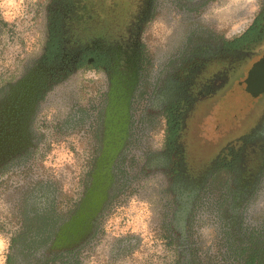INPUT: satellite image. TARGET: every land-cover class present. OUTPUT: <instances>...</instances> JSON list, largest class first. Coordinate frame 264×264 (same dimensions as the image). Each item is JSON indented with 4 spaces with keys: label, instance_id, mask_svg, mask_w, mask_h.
Masks as SVG:
<instances>
[{
    "label": "flooded vegetation",
    "instance_id": "1",
    "mask_svg": "<svg viewBox=\"0 0 264 264\" xmlns=\"http://www.w3.org/2000/svg\"><path fill=\"white\" fill-rule=\"evenodd\" d=\"M34 1L29 3L36 18ZM216 1L135 0L122 3L120 18L114 0L92 5L88 0H49L40 56L17 79L0 86V189L7 201L29 192L42 197L43 208L51 210L50 238L28 252L16 242L18 249L6 264L95 261L98 249L108 248L104 220L119 205L123 208L132 184L139 181L132 177L139 166L129 153L142 137L149 151L143 153L140 181L150 190L144 198L154 213L152 234L145 242L130 228L122 230V224L114 227V252L110 258L101 254V262L151 264L150 252L156 251L157 264H166L169 249L171 264H197L192 224L204 192L217 185L224 194L218 203L225 202L228 212L223 264H264V226L245 221L243 213L264 186V100L254 106L252 120L246 122L245 115L232 128L246 122L245 131L216 158H211V146H194L195 118L228 96L264 51V2L242 29L227 35L205 17ZM91 8L96 14L88 18ZM161 13L173 22L177 45L158 61L147 39ZM8 21L0 10V48ZM91 76L104 84L91 101L81 83L65 92L68 81ZM155 134L159 146H153ZM74 136L90 157L83 160L74 200L64 204L55 200L53 176L41 173L39 162L59 142L69 148ZM87 138L92 144L86 150ZM200 161L206 164L203 175L196 172ZM61 188L57 186L59 193ZM236 207L239 212L233 211Z\"/></svg>",
    "mask_w": 264,
    "mask_h": 264
},
{
    "label": "rangeland",
    "instance_id": "2",
    "mask_svg": "<svg viewBox=\"0 0 264 264\" xmlns=\"http://www.w3.org/2000/svg\"><path fill=\"white\" fill-rule=\"evenodd\" d=\"M95 1L99 2L100 0H88V3L90 2L92 5ZM29 2H33V5L36 4L34 0H0V10L9 20L5 27V38L1 42L0 48V86L17 79L23 68L39 57L44 48L47 37L46 15L49 0H38L36 18L33 17L34 12L30 9L31 3ZM134 2L135 0H114L115 12L121 18L124 12V4L122 3L133 4ZM263 2L264 0H218L209 8L205 17L212 22L215 30L221 29L227 35H233L234 31L242 29L253 18ZM95 14L94 9L91 8L88 10L87 17L90 18L91 15L94 16ZM172 23L168 17L165 18L161 13L149 27L147 46H151V50H154L158 61H161L168 52H171L170 46L175 47L177 45L173 34L175 26ZM144 37L146 38V36ZM263 54L264 51L255 57L252 63ZM158 61H156L155 67L159 64ZM91 77L92 79L88 80L77 78L68 81L64 85L65 92H69L70 87L74 88L73 85L81 83L82 90L86 94L85 98L91 101L96 91L100 94L104 89V84L97 83L94 76ZM245 77L246 74L244 73L232 85L230 92L227 93L228 96L217 100L211 107L206 106L205 112L195 118V127L192 131L196 143L194 146L207 149L211 146V158H216L228 142L245 131L246 122L254 117V106L257 108L256 103L260 104L264 100V95L257 100H250L244 96L242 90L239 89L238 82ZM86 115L89 117L88 112ZM245 115L247 121L232 129ZM155 136H152L151 139L153 146H159L161 138L159 139L156 134ZM61 139L65 140L62 137ZM68 142H70L69 148L63 142L62 144L60 142V144H55L51 149L52 151L45 154L39 162L42 166L41 169H43L40 172L44 175L53 176V183L56 186V191L53 192L55 200L64 204L66 201L74 200L77 179H79L82 171L83 160L85 157L87 160L90 157L88 152H81L83 145L79 136L69 138ZM147 143L148 141L142 137L131 148L129 155L139 166L133 170L132 177L135 180L138 178L139 181L132 184L133 190L128 192V198L123 201V208L119 205L117 212L114 214L113 209L111 215L104 220V239L108 248L98 249L97 254L95 253L97 257L94 258L95 261L91 260L87 264H111L101 262L103 258L101 254L106 252L108 258L113 254L114 227L120 224H122V230L130 228L135 234L144 237L145 242L151 237V218L154 213L146 206L148 199L144 198L150 190L140 181L143 173L141 164L144 163L145 158L143 153L149 151ZM91 144L87 138L86 150ZM205 171L206 164L200 161L196 172L203 175ZM57 186L62 187L60 193ZM209 191H213V194H210ZM222 196L224 197L222 187L215 185L213 188L208 187L204 192V198L199 202L198 212L192 224V240L195 244L193 256L196 258L197 264H213L214 260L218 261V264H223V250L226 244L225 234L227 231L224 218L227 217L228 212L225 202L223 204L218 203L223 198ZM255 196L251 198V203L244 208L243 213L244 218H246L245 221L252 222L255 227L258 225L261 227L264 226L262 224L264 223V186L260 187ZM41 200L42 197L38 199L32 195V192H29L22 195L21 199L10 197V200L7 201L3 198L0 189V241L3 245L0 248V264H6L9 256L15 253L16 248L18 249L15 242L23 245L22 248H19L21 251L28 252L32 250L30 247L33 244L49 241L50 231L48 227L51 220L47 224V213H50L51 210L44 209ZM239 209L236 207L233 211L239 212ZM151 241L154 240L151 239ZM144 250H136L135 255L144 253ZM150 254H154L151 264H157L159 259L157 252L151 251ZM172 256V252L168 249L166 264H171ZM108 258L103 260L107 261ZM136 259L143 260L141 257Z\"/></svg>",
    "mask_w": 264,
    "mask_h": 264
},
{
    "label": "water",
    "instance_id": "3",
    "mask_svg": "<svg viewBox=\"0 0 264 264\" xmlns=\"http://www.w3.org/2000/svg\"><path fill=\"white\" fill-rule=\"evenodd\" d=\"M239 89L250 100H257L264 94V54L249 70L247 76L238 83Z\"/></svg>",
    "mask_w": 264,
    "mask_h": 264
},
{
    "label": "trees",
    "instance_id": "4",
    "mask_svg": "<svg viewBox=\"0 0 264 264\" xmlns=\"http://www.w3.org/2000/svg\"><path fill=\"white\" fill-rule=\"evenodd\" d=\"M48 223H49V220L47 221V224H48ZM15 243H16V242H15ZM10 258L13 259V256L11 255Z\"/></svg>",
    "mask_w": 264,
    "mask_h": 264
},
{
    "label": "snow or ice",
    "instance_id": "5",
    "mask_svg": "<svg viewBox=\"0 0 264 264\" xmlns=\"http://www.w3.org/2000/svg\"><path fill=\"white\" fill-rule=\"evenodd\" d=\"M2 246H3V245H2V241H0V248H2Z\"/></svg>",
    "mask_w": 264,
    "mask_h": 264
}]
</instances>
